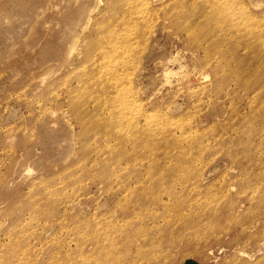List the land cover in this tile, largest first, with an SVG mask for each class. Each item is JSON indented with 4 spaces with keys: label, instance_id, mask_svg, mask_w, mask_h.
<instances>
[{
    "label": "rangeland",
    "instance_id": "rangeland-1",
    "mask_svg": "<svg viewBox=\"0 0 264 264\" xmlns=\"http://www.w3.org/2000/svg\"><path fill=\"white\" fill-rule=\"evenodd\" d=\"M181 1L0 0V264H264V0L226 56ZM126 28L112 95L87 51Z\"/></svg>",
    "mask_w": 264,
    "mask_h": 264
},
{
    "label": "bare ground",
    "instance_id": "bare-ground-1",
    "mask_svg": "<svg viewBox=\"0 0 264 264\" xmlns=\"http://www.w3.org/2000/svg\"><path fill=\"white\" fill-rule=\"evenodd\" d=\"M117 1V0H116ZM151 1V0H150ZM195 1V2H194ZM216 1L219 2V6H216ZM148 3L149 0H118L117 5L119 6L118 11H119V16H124L126 18V20H133L137 21L138 19H140L141 17H145L147 16V8H148ZM154 3V2H153ZM198 3V4H195ZM123 4H125V10L123 9ZM127 5V6H126ZM179 5V10H181V12L183 13L184 10H182V8L185 9L184 6H186L187 8H191V12H190V18L191 16L194 17L195 19H202L203 23H210L211 21H214V19L216 20V17H227L229 15V17L233 18L232 21L236 20H240V23L242 21V23H244L245 26V30L243 32H248V31H253V28H256V23H255V19L258 17H254V16H249L248 18L245 15H248L249 12L245 10V7L242 8L240 2H236L234 0H185V1H181L180 3L176 4ZM210 5L212 7V10H207V11H203L204 9H202L203 6H208ZM173 6V5H172ZM174 7V6H173ZM172 7V8H173ZM156 9V8H155ZM154 10V9H153ZM175 10V9H174ZM178 10V11H179ZM187 10V9H186ZM185 10V12L187 13V11ZM170 11V10H168ZM172 11V10H171ZM176 13V11H174ZM173 13V12H172ZM172 13H170L172 15ZM174 13V15H175ZM180 13V12H179ZM178 13V14H179ZM169 14V13H168ZM177 14V13H176ZM177 14V15H178ZM181 14V13H180ZM180 14H179V20H180ZM185 14V13H184ZM245 14V15H244ZM176 15V16H177ZM170 16V15H169ZM174 16V18L176 17ZM167 17V14H166ZM183 17V15H182ZM244 17V18H243ZM123 18V19H125ZM172 18V16H171ZM177 18V17H176ZM251 20H250V19ZM122 19V20H123ZM177 20V19H176ZM194 20V19H193ZM192 21V19H191ZM190 21V22H191ZM195 21V20H194ZM200 21V20H198ZM121 22V21H120ZM132 22V21H131ZM219 22V23H218ZM179 23V22H178ZM182 23V21L180 22ZM184 23V22H183ZM188 23V22H187ZM199 23V22H198ZM214 23H218V25H214ZM241 23V24H242ZM130 24V22H129ZM185 24V23H184ZM189 24V23H188ZM233 24V23H232ZM240 24V25H241ZM183 25V24H182ZM181 25V26H182ZM193 27L195 25L196 27V22H192ZM239 25V24H237ZM110 26V25H109ZM119 26V25H118ZM142 26V25H141ZM186 26V25H185ZM202 26V25H201ZM224 23L223 21H214L213 25L210 24V28H205L203 29V36H208L211 42V46L214 45V47H218L220 52L223 53L224 56L225 55V51L223 46H220V44L222 43V41L218 42V40H224V37H219L217 36L215 33H213V31H216V27L219 29L217 31H223L224 29ZM137 27V26H136ZM234 27V26H233ZM106 28V27H105ZM108 28V27H107ZM114 28V27H113ZM112 28V29H113ZM121 28V27H119ZM138 28V27H137ZM136 28V29H137ZM191 28V26H190ZM202 28V27H201ZM236 28V26H235ZM124 29V28H123ZM126 28L125 31L123 32L122 35L119 34H114L112 32H107L106 30L102 31L104 32V34L101 35V38L99 37L96 41H94L88 51H87V59L92 63L93 61V56L97 55L98 60V68L97 71L100 73L99 78H100V83L99 86L102 88H98V89H102V91L105 92H110V94H115L119 91V89L127 82V79L125 77H120L119 76V72L122 71V74L125 75V69H126V51H124L122 48L124 46V44L127 42L126 39H128L130 42L133 41V39H135V37L133 36V33L135 32H129L130 29ZM134 29V28H133ZM132 29V30H133ZM135 29V30H136ZM198 29V28H197ZM239 29V28H238ZM118 30V29H117ZM131 30V31H132ZM138 30V29H137ZM201 30V29H199ZM257 30V29H256ZM106 31V33H105ZM113 31V30H112ZM120 31V30H119ZM123 31V30H122ZM143 31V30H142ZM239 32V31H238ZM255 32V31H254ZM117 33V32H115ZM147 33V32H146ZM201 33V32H200ZM201 33V34H202ZM145 34V33H144ZM137 35V34H136ZM139 35V34H138ZM238 35V34H237ZM201 37V36H200ZM144 38V37H143ZM142 38V39H143ZM207 38V37H206ZM138 39V38H137ZM205 39V38H203ZM202 39V40H203ZM209 39L207 41H209ZM200 40V39H198ZM135 41V40H134ZM204 41V40H203ZM194 42V41H193ZM209 42V43H210ZM135 43V42H134ZM139 43V42H138ZM203 43V42H202ZM208 45V43H207ZM210 45V44H209ZM212 48V47H211ZM209 49V48H208ZM214 49V48H213ZM210 53H211V49ZM208 51V50H207ZM213 51V50H212ZM209 52V51H208ZM228 52V51H227ZM213 53V52H212ZM96 57V56H95ZM120 57V58H119ZM119 58V60H117ZM88 61V62H89ZM96 61V60H95ZM100 62V64H99ZM130 63V62H129ZM88 64V63H87ZM96 64V63H95ZM241 65V64H240ZM90 66V65H89ZM92 66V65H91ZM92 68V67H91ZM231 69V68H230ZM231 71V70H230ZM236 71L235 73H237V83L238 85H240L242 88H244L245 90L250 89L252 86H250V81L249 83H246L240 76L244 75V71H246V68H239L234 70ZM90 73V72H89ZM177 73V72H176ZM95 74V73H93ZM254 74V73H253ZM257 74V73H256ZM248 75V74H247ZM251 75V74H250ZM82 76V75H81ZM97 76V75H96ZM254 78H256L254 75H252ZM251 76V77H252ZM257 76V75H256ZM95 77V76H94ZM252 77V78H253ZM93 77L90 78L89 74H83L82 78L79 79V82L81 83V85H85L87 81L91 80ZM97 78V77H96ZM94 80V79H93ZM92 80V81H93ZM251 80V78H250ZM98 81V79H97ZM99 82V81H98ZM253 82V81H252ZM259 81H257L258 83ZM79 83V84H80ZM91 83V82H90ZM254 83V82H253ZM256 85V84H255ZM86 86V85H85ZM95 88V87H94ZM116 89V91H114V89ZM90 89V88H89ZM86 89L87 92H89ZM80 91V90H79ZM85 91V90H83ZM98 91V90H97ZM100 91V90H99ZM93 92V91H92ZM101 92V91H100ZM99 92V93H100ZM104 92V93H105ZM82 93V92H81ZM84 93V92H83ZM98 93V92H97ZM107 94V93H106ZM87 95V94H86ZM108 96V99H104L105 101H109L111 100V96ZM82 96V95H81ZM105 97V96H104ZM103 97V98H104ZM102 98V99H103ZM89 99V98H88ZM97 99V98H96ZM99 99V98H98ZM97 99V100H98ZM95 100L98 104L99 102ZM102 101V100H101ZM119 102L124 103V99L123 97H121L119 99ZM82 103V101H81ZM88 103V102H87ZM103 103V102H102ZM107 105V102H104ZM85 104V103H84ZM87 105V104H86ZM115 107H112V111L114 112ZM118 112V111H117ZM78 119L81 120V111H76ZM115 113L112 114V116ZM88 122V121H87ZM85 123V122H84ZM90 124V123H89ZM96 126V125H95ZM94 127V126H93ZM93 132V131H92ZM93 134V133H92ZM203 179V178H202ZM200 181V180H199ZM253 223V222H252ZM253 226V225H252ZM254 227V226H253ZM263 229V228H262Z\"/></svg>",
    "mask_w": 264,
    "mask_h": 264
}]
</instances>
